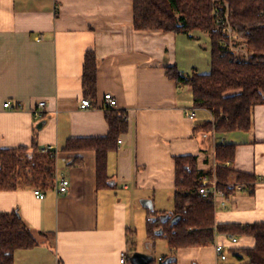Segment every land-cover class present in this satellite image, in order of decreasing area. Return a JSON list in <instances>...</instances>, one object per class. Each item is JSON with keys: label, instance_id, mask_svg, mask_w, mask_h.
<instances>
[{"label": "crops", "instance_id": "obj_1", "mask_svg": "<svg viewBox=\"0 0 264 264\" xmlns=\"http://www.w3.org/2000/svg\"><path fill=\"white\" fill-rule=\"evenodd\" d=\"M88 51L97 56V94L94 107L82 109ZM169 66L186 75L210 74L209 33L138 31L133 0H0V148L36 142L57 153V180L43 190V199L34 187L0 190V211L18 212L38 239L33 248L15 252L14 264H121L123 252L135 251L129 244L139 228L146 230L139 207H149L142 200L154 207L160 196L173 201L176 157H202L200 165L209 167L221 143L236 145L234 168L258 180L251 191L219 196L216 222H264V103L253 108L249 131H195L212 115L194 106L191 87L171 79ZM108 92L117 98V109L127 112L129 126L108 157L112 185L99 188L96 152L64 148L72 138L108 135L102 107ZM9 100L23 108H6ZM40 100L47 103L41 129L33 112ZM61 177L70 180L64 194L56 187ZM172 205L159 211H171ZM217 244L225 246L227 260L219 258ZM254 244L250 236L217 233L212 245L182 247L170 255L176 264H252L241 252ZM154 248L146 241L140 251Z\"/></svg>", "mask_w": 264, "mask_h": 264}, {"label": "trees", "instance_id": "obj_2", "mask_svg": "<svg viewBox=\"0 0 264 264\" xmlns=\"http://www.w3.org/2000/svg\"><path fill=\"white\" fill-rule=\"evenodd\" d=\"M227 13L233 29L248 45V59L226 51L218 20ZM133 15L134 27L138 31L190 33L201 30L209 33L212 40L210 74L194 72L186 75L176 66L167 68V75L179 86L191 87L194 106L206 109L212 115L211 119L196 126L195 131L227 133L252 128L253 108L264 103V0H133ZM97 79V56L94 51H88L82 84L86 98L92 101L96 99ZM105 116L110 128L107 136L72 138L64 148L69 152L88 149L96 152L99 188L112 185L108 157L116 150L119 137L128 131L129 126L125 110L106 107ZM235 159L236 145L225 143L216 145L215 164L209 167L200 165L202 157H176L174 209L149 211L146 224L149 246L154 248L157 237L166 238L172 250L208 246L215 243L217 233H233L252 237L254 246L241 253L252 264H264V222L245 226L218 224L215 204L199 193L202 176L214 173L219 180L218 190L227 198L238 190V184L250 191L255 189L257 176L234 168ZM56 180V159L41 152L36 142L29 147L0 148V190L26 187L44 190ZM174 217L180 218L172 224ZM160 228L163 234L156 233ZM37 244L38 239L18 212L0 211V264H14L17 250L30 249ZM163 258L159 264H176L173 255Z\"/></svg>", "mask_w": 264, "mask_h": 264}, {"label": "built area", "instance_id": "obj_3", "mask_svg": "<svg viewBox=\"0 0 264 264\" xmlns=\"http://www.w3.org/2000/svg\"><path fill=\"white\" fill-rule=\"evenodd\" d=\"M219 30L222 33L224 37V43L226 47V51L232 53L235 56H243L244 58H249L248 53V45L242 41L238 33L233 29L230 21H229V13L226 14L224 18H220L218 20ZM94 103L91 98H85L81 101L80 107L82 109L92 108L94 107ZM4 106L6 108H16L21 109L22 103L18 102L16 107H13L12 102L9 100L5 102ZM47 103L44 100H40L38 103L35 104V107L33 109L34 116L37 120H42L45 116ZM102 107L104 108H117L118 107V100L115 97L114 94L108 92L104 95ZM191 118H194L195 115L191 114ZM122 141L119 140V143ZM43 153H48L51 155V157L56 158V151L54 146H46L39 149ZM219 183V180L217 178L216 173L210 175L205 174L202 176V182L201 186L199 188V193L201 196L209 201H212L215 205L217 203L219 196H226L224 193H221L217 185ZM70 186V180L61 177L60 181L56 184L57 191L61 194H64L68 192ZM237 189L239 191L246 190L245 186L242 184L237 185ZM34 194L38 197L43 199L45 197V193L42 189L36 188L34 190ZM230 238L233 243H236L238 241V238L236 236L230 235ZM216 252L221 260H227L228 255L225 252V246L223 244H217L216 246ZM164 260L163 257L159 258V261L162 262ZM121 264H129V255L126 252H123L121 254L120 259Z\"/></svg>", "mask_w": 264, "mask_h": 264}, {"label": "rangeland", "instance_id": "obj_4", "mask_svg": "<svg viewBox=\"0 0 264 264\" xmlns=\"http://www.w3.org/2000/svg\"><path fill=\"white\" fill-rule=\"evenodd\" d=\"M169 197V196H168ZM167 196H160L159 200H155V210H158L161 208V207H173V201L171 202L169 200ZM141 208L140 210H144V223L146 225V222H147V218H148V214H149V211L150 209L149 208H146V207H142V205H140ZM174 209V208H173ZM142 227V226H141ZM146 228H147V225H146ZM138 235H136L133 240L130 242L129 244V248L132 249V250H145L146 249V241L148 239L147 237V232L146 230L144 229V227L142 228H139V231H138ZM155 243H156V246L154 248V259L156 260L154 264H159V257H166V256H170V252L172 250L168 240L164 237H157L156 240H155Z\"/></svg>", "mask_w": 264, "mask_h": 264}, {"label": "water", "instance_id": "obj_5", "mask_svg": "<svg viewBox=\"0 0 264 264\" xmlns=\"http://www.w3.org/2000/svg\"><path fill=\"white\" fill-rule=\"evenodd\" d=\"M46 123H47L46 119L42 120L37 125V128H39V129L43 128ZM142 204L149 207L150 210H152V211L155 210L154 204L151 200L144 199V200H142ZM178 218H180V217H174L172 219V224L175 223L178 220ZM156 233L157 234H163V229L160 228L159 230H157ZM129 260H130L131 264H151L154 260V253H153L152 249H149L148 252L135 250V251L131 252V254L129 255Z\"/></svg>", "mask_w": 264, "mask_h": 264}]
</instances>
